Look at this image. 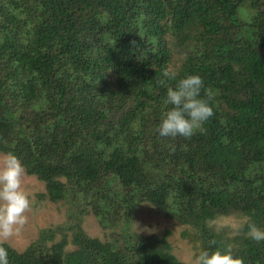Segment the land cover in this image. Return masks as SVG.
<instances>
[{
  "label": "trees",
  "instance_id": "16d2710c",
  "mask_svg": "<svg viewBox=\"0 0 264 264\" xmlns=\"http://www.w3.org/2000/svg\"><path fill=\"white\" fill-rule=\"evenodd\" d=\"M165 69L214 92L205 133L157 134L175 84ZM7 152L43 183L38 200L74 204L67 227L40 230L24 250L0 242L9 264H187L165 237L130 229L145 205L202 248L264 264L246 226L229 237L210 225L247 216L264 228V0H0ZM90 212L121 228L115 239L84 232Z\"/></svg>",
  "mask_w": 264,
  "mask_h": 264
},
{
  "label": "clouds",
  "instance_id": "9594fccd",
  "mask_svg": "<svg viewBox=\"0 0 264 264\" xmlns=\"http://www.w3.org/2000/svg\"><path fill=\"white\" fill-rule=\"evenodd\" d=\"M163 76L175 80L168 87L163 103L169 107L164 111L156 132L160 137L174 139L177 136L190 138L197 132L203 134L204 124L213 116L209 100L214 92L208 90L206 98L201 96L204 87L198 74H186L178 78L175 69H165ZM170 151L174 145L170 144ZM25 167L19 157L12 152L0 156V241H6L18 234L27 221L26 213L32 207L28 192L22 188ZM247 227L246 235L253 241L264 242V228L257 226L250 217L245 216L237 228ZM0 264H9V251L0 243ZM190 264H243L230 247H219L209 251L201 248L190 254Z\"/></svg>",
  "mask_w": 264,
  "mask_h": 264
},
{
  "label": "rangeland",
  "instance_id": "374dc122",
  "mask_svg": "<svg viewBox=\"0 0 264 264\" xmlns=\"http://www.w3.org/2000/svg\"><path fill=\"white\" fill-rule=\"evenodd\" d=\"M174 53L173 63L182 57L177 50H174ZM2 155L0 154V156ZM21 186L28 192L32 201V207L26 213L27 221L18 234L6 241H0L9 243V245L18 251L24 250L31 242L35 241L42 229L55 228L58 225L67 227L68 222H71L68 214L71 212L70 209H73L70 207L74 206V204L70 203L54 204L47 200H38L36 196L39 192L44 191V185L35 176H29L25 173ZM82 216L81 227L89 237L99 238L101 241L113 240L117 234L114 232H120L121 228L118 225H114L113 229L102 228L97 218L91 212L88 215ZM242 220L235 216L221 217L211 222L210 225L216 232H226L230 237L237 232V226ZM129 227L142 236L153 234L158 238L165 237L167 243L170 245L172 254L187 264H190V254L198 252L202 248L201 241L193 231L155 213L147 205L142 206L136 212ZM184 233L185 235H183ZM66 234L70 237L71 232L66 231Z\"/></svg>",
  "mask_w": 264,
  "mask_h": 264
}]
</instances>
